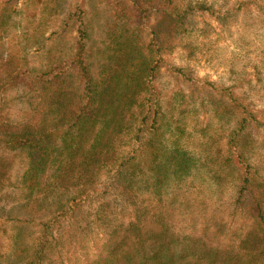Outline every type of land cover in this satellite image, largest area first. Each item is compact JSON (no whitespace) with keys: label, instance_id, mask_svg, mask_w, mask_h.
<instances>
[{"label":"rangeland","instance_id":"374dc122","mask_svg":"<svg viewBox=\"0 0 264 264\" xmlns=\"http://www.w3.org/2000/svg\"><path fill=\"white\" fill-rule=\"evenodd\" d=\"M113 1L0 0V65L8 71L40 72L69 59L80 16L97 53L92 58L99 74L110 62L99 52L109 45L108 2ZM151 2L143 33L150 36L155 30L160 37L161 62L153 90L164 117L153 137L169 151L187 152L197 165L189 174L169 179L159 192L152 172L140 173L125 189L126 182L101 171L95 180L99 194L59 223V250L43 264H99L113 229L137 220L160 225V209L172 211L168 222L173 238L200 237L223 248L235 247L251 225L235 207L236 175H227L218 185L212 179L217 170L211 169L217 163L205 164L221 151L225 155L229 134L242 118L253 116L239 135L249 142L248 162L257 170V180H264V0ZM145 55L151 58L149 52ZM28 100L20 85L0 88V110L15 121L29 113ZM127 132L115 141L119 157L133 146ZM7 155L11 166L0 186V264H9V256L16 259L17 246L30 244L40 230L38 218L30 221V214L14 210L25 202L20 180L28 167L27 155ZM142 158L144 166L148 155ZM109 181L114 182L106 190ZM138 210L145 212L142 217ZM15 218L30 220L18 223Z\"/></svg>","mask_w":264,"mask_h":264},{"label":"trees","instance_id":"16d2710c","mask_svg":"<svg viewBox=\"0 0 264 264\" xmlns=\"http://www.w3.org/2000/svg\"><path fill=\"white\" fill-rule=\"evenodd\" d=\"M108 4L109 45L99 54L110 62L98 70L99 74L92 58L97 53L88 43L89 29L80 16L69 59L40 72L8 71L7 66L0 65V88L7 83L24 87L30 107L21 121L0 110V186L11 166L7 153L25 152L28 167L20 180L25 202L14 210L30 214L32 219L15 220H40L38 235L28 245L19 244L13 254L16 259L9 256V264L50 263V255L59 250L62 239L59 223L99 194L95 180L101 171L114 173V181L126 182L125 189L140 173L152 172L159 192L169 179L189 174L197 165L187 152L178 148L169 151L156 145L153 137L164 118L153 90L161 62L160 37L155 30L150 36L143 33L149 9L146 5L152 9L153 3L114 0ZM213 105L217 106L215 102ZM252 120L253 116L242 118L239 127L229 134L225 155L221 151L205 164L217 163L211 169L217 170L212 179L218 185L227 175H236L235 207L251 225L235 247L209 245L200 237L187 235L173 238L168 222L172 211L160 209V225L137 220L113 229L105 245L107 254L97 262L264 264V180H257V170L248 162L249 142L239 135ZM125 130L133 146L119 157L115 141L124 136ZM145 134L149 140L144 141ZM142 154L148 155L144 166ZM113 182L106 183V190ZM138 213L142 217L145 212Z\"/></svg>","mask_w":264,"mask_h":264}]
</instances>
